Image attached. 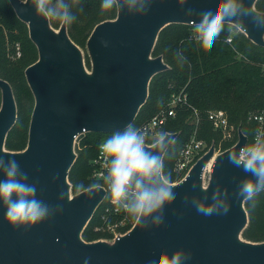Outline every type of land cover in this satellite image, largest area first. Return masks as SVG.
I'll return each instance as SVG.
<instances>
[{
	"label": "water",
	"instance_id": "95a60500",
	"mask_svg": "<svg viewBox=\"0 0 264 264\" xmlns=\"http://www.w3.org/2000/svg\"><path fill=\"white\" fill-rule=\"evenodd\" d=\"M8 1L26 23L38 57L24 69L34 105L22 151L2 150L17 108L11 86L0 78V155H4L0 179L8 156L13 157L19 171L27 173L25 182L35 184V197L48 206L49 214L32 227L13 228L0 203V264H137L149 247L171 254L181 246L182 255L190 256L181 264H264V241L237 237L248 222L246 194L240 187L245 179L256 180L229 159V153L238 152L247 140L239 127L237 140L215 156L206 187L201 186V174L211 151L202 153L185 177L151 202L150 210L138 214L132 227L113 243L81 238L104 188L98 185L68 195L67 173L76 155L74 135L82 129L110 133L133 122L150 78L167 67L161 56L150 57L158 31L169 23L201 24L198 12L207 0L182 4L117 0L115 17L97 23L87 39L90 74L83 69L64 21L56 32L48 15L37 10L36 0ZM254 1L241 0L237 14L225 22L264 45V12L255 10ZM175 136L176 132L167 133L166 149ZM217 201L228 204L229 210L216 209L211 215L196 210L197 203L210 206Z\"/></svg>",
	"mask_w": 264,
	"mask_h": 264
},
{
	"label": "trees",
	"instance_id": "16d2710c",
	"mask_svg": "<svg viewBox=\"0 0 264 264\" xmlns=\"http://www.w3.org/2000/svg\"><path fill=\"white\" fill-rule=\"evenodd\" d=\"M43 3L46 9L45 0ZM62 5L67 6L66 10L73 17L70 23L64 21L67 34L83 49H86L94 26L116 15V3L112 8L103 9L101 0H62L60 12L65 10ZM254 8L264 12V0H255ZM49 16L53 27H58L63 21L58 15L55 17L49 13ZM235 27L224 22L216 40L211 39L198 23H169L158 31L150 55L161 56L167 67L150 78L146 99L131 124L134 127L140 125L165 109L172 94L182 91L186 95V102L175 105L174 116L167 117L160 127V131L168 129V132H176L166 149L165 167L174 165L179 150L194 132L197 138L205 141L204 150L213 143L221 152L237 140V133L231 138H223L221 131L213 128L206 116L210 109L225 110L229 123L239 127L250 140L249 144L252 143L257 122L248 120V115L264 108V45L254 43L242 30H234ZM227 37L230 41L226 40ZM15 52L19 53L16 58L13 57ZM37 57V48L29 38L26 23L16 16L8 0H0V78L11 86L19 113L31 112L34 105L24 69ZM86 62L89 64L87 54ZM193 108L197 110V124L191 121ZM27 128L28 122H16L5 136L4 148L10 151L19 149L20 135L23 129L27 132ZM111 134L87 130L75 137L73 147L76 158L67 173L74 194L93 184H103L91 177V161L97 154L99 142ZM146 141L149 143L152 140ZM175 176L178 180L176 172ZM80 185L82 187L77 191ZM243 204L248 222L240 236L251 242L264 241V189L256 193L252 201L244 199ZM137 215H130L131 222ZM100 216L101 205L83 228V240L89 242L109 235L101 231Z\"/></svg>",
	"mask_w": 264,
	"mask_h": 264
},
{
	"label": "clouds",
	"instance_id": "9594fccd",
	"mask_svg": "<svg viewBox=\"0 0 264 264\" xmlns=\"http://www.w3.org/2000/svg\"><path fill=\"white\" fill-rule=\"evenodd\" d=\"M136 2L131 0V3ZM177 2L182 4L184 0ZM115 3L117 0H101L100 6L108 9ZM240 6L241 0H207L198 12L203 30L216 40L224 27L225 18L236 15ZM36 7L39 12L58 15L67 23L73 19L66 5L61 6L65 10L59 13L45 9L43 0H36ZM167 133L168 129L157 133L150 145L146 146L143 132L129 123L123 129L115 130L100 144L102 158L107 166V172H101L100 176L107 182L110 201L117 211L123 209L130 215L144 213L150 210L151 202L161 193L176 185L175 166H164L167 155L164 139ZM229 159L256 176L255 182L248 178L240 187V191L246 194L243 198L252 201L253 196L264 188V141L257 138L253 143L242 146L238 152H230ZM3 164L4 155H0V165ZM3 175L4 178L0 179V203L5 206L4 217L9 225L13 228L20 225L32 227L43 221L49 214L48 206L35 197V184L25 182L27 173L19 171V163L11 156H8ZM81 187L77 186V191ZM91 187L98 185L93 184ZM216 209L226 213L229 205H221L218 201L210 206L196 205L197 212L204 215H211ZM182 249L183 246L169 254L166 250L149 247L138 256L137 264H181L182 260L190 257L183 256Z\"/></svg>",
	"mask_w": 264,
	"mask_h": 264
},
{
	"label": "built area",
	"instance_id": "2783aa9c",
	"mask_svg": "<svg viewBox=\"0 0 264 264\" xmlns=\"http://www.w3.org/2000/svg\"><path fill=\"white\" fill-rule=\"evenodd\" d=\"M227 41H230V37L226 38ZM264 70V68H263ZM186 102V95L180 91L179 93H174L171 95L167 107L165 109H161L156 112L148 121L135 126V128L143 132L146 139H150L148 137L156 136L157 133L161 132L160 127L167 120V117L174 116L175 108L174 106L177 104H182ZM194 115L197 117V110L193 108ZM207 119L211 122L214 129L220 130L223 138H231L234 133H236L235 127L233 124L229 123L227 114L223 109H210L206 113ZM248 120L255 121L260 124L256 134L253 136L252 143L259 138L262 140V123L264 121V109L262 112L251 113L248 115ZM195 124H197V120H195ZM87 130L82 129L80 132L74 135L76 137L78 134L83 133ZM113 133V132H110ZM108 137V136H107ZM106 138V137H105ZM104 138V139H105ZM104 139H102L97 148V154L92 159L93 170L91 173V177L96 180H101L103 184H98L102 186L105 190V194L103 199L98 204L101 205V220L102 226L100 228L106 230L109 234L117 237V231L131 222L130 214H128L123 209L117 211L116 207L110 201V193L107 187V182L103 180V177L100 176L101 172H107V166L105 161L102 158V154L100 151V144L103 143ZM250 141L247 139L245 144H249ZM206 143L203 139L197 138L195 136V132L190 136V138L184 143L182 148L178 152V156L174 162L175 172L179 176L177 182L182 180L187 174L190 166L195 162V160L204 153V148ZM130 191H132L130 189ZM97 206V207H98ZM96 207V208H97ZM98 227H95L97 229Z\"/></svg>",
	"mask_w": 264,
	"mask_h": 264
},
{
	"label": "rangeland",
	"instance_id": "374dc122",
	"mask_svg": "<svg viewBox=\"0 0 264 264\" xmlns=\"http://www.w3.org/2000/svg\"><path fill=\"white\" fill-rule=\"evenodd\" d=\"M61 2H62V0H45V4H46V9H51L52 10V12H55V13H59L60 12V5H61ZM53 16H55V17H57V15H53ZM50 16H49V14H48V18H49ZM63 22V21H62ZM62 22L59 24V26L58 27H53L51 24V26L53 27V29L56 31V32H58V29H59V27H60V25L62 24ZM166 25V24H165ZM164 25V26H165ZM234 30H241L240 29V27H238V26H236L235 27V29ZM76 46H77V48H78V50H79V53H80V56H81V60H82V64H83V69H84V71L87 73V74H90L91 72H92V64H91V61H90V57H89V64H87V62H86V54L89 56V52H88V49L86 48V49H83V48H81L80 46H78L77 44H76ZM19 56V53L18 52H15L14 53V55H13V57L14 58H16V57H18ZM150 57H152L151 55H150ZM12 58V57H11ZM165 63V62H164ZM166 64V63H165ZM167 65V64H166ZM0 98H1V96H0ZM264 109V108H263ZM263 109H257V110H259V111H257V110H255L254 112H262V110ZM30 116H31V112H29V113H27V112H18L17 111V109H16V117H15V121H14V123H13V125L14 124H16V122H19V121H21L23 124L24 123H26V122H28V125H29V121H30ZM197 118H198V116L196 117L195 115H194V117L192 118V122L194 123V122H196L195 120H197ZM199 119V118H198ZM197 123H198V121H197ZM12 125V126H13ZM11 126V127H12ZM259 126H260V124H258V123H256V128H255V132H254V135L256 134V132H257V130H258V128H259ZM262 141H264V121H263V123H262ZM237 129L238 128H236L235 127V130H236V133H237ZM253 135V136H254ZM21 137H20V139H19V149H15V150H11L12 152H18V151H22L23 149H25V147H26V145H27V139H28V128H27V132H25V130L23 129L22 130V133H21V135H20ZM155 136H152V137H148V138H150L151 140H153V138H154ZM74 139H75V137H74ZM247 139H248V137H247ZM149 140V139H148ZM249 140V139H248ZM250 141V140H249ZM146 142V144H150L151 142H147V141H145ZM211 144H213V143H211ZM209 145L208 146V148H210L209 150H205V151H211V157L208 159V161H207V163H206V165L204 166V168H203V171H202V174H201V186L202 187H206V185H207V183H208V180H209V177H210V171H211V168H212V165H213V160H214V158H215V156L217 155V154H219L220 153V150H219V147L218 146H215V145ZM2 150L3 151H7V149H5V148H2ZM204 151V152H205ZM75 158H76V155H75ZM75 160V159H74ZM67 182H68V184H69V189H68V195H69V197H72L73 195H74V193L71 191V183H70V181L68 180V178H67ZM134 224V222H131L130 224H128L127 226H125L124 228H122V229H119L118 231H117V237H119L121 234H124L125 232H127L131 227H132V225ZM101 231L102 232H107L106 230H102L101 229ZM117 237H115V236H113L112 234H109V235H107V236H105V235H103V236H101V237H99L98 239H100V240H102V241H105V242H107V243H113V241L117 238ZM237 237L240 239V240H244V239H242L240 236H239V234L237 235Z\"/></svg>",
	"mask_w": 264,
	"mask_h": 264
}]
</instances>
